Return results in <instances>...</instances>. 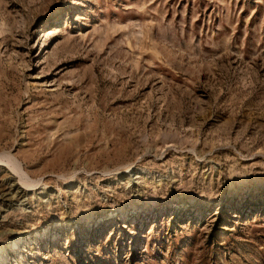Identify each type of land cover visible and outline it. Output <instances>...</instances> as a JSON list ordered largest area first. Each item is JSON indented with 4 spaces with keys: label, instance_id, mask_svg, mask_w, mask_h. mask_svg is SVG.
Returning a JSON list of instances; mask_svg holds the SVG:
<instances>
[{
    "label": "rangeland",
    "instance_id": "374dc122",
    "mask_svg": "<svg viewBox=\"0 0 264 264\" xmlns=\"http://www.w3.org/2000/svg\"><path fill=\"white\" fill-rule=\"evenodd\" d=\"M0 162V264H264V0H0Z\"/></svg>",
    "mask_w": 264,
    "mask_h": 264
},
{
    "label": "bare ground",
    "instance_id": "6f19581e",
    "mask_svg": "<svg viewBox=\"0 0 264 264\" xmlns=\"http://www.w3.org/2000/svg\"><path fill=\"white\" fill-rule=\"evenodd\" d=\"M0 164H1V162H0ZM1 165H3V164H1ZM20 240V239H19ZM18 246V241H16V242H14V244H13V248H16ZM4 249V247H2V245H1V247H0V253H1V251Z\"/></svg>",
    "mask_w": 264,
    "mask_h": 264
}]
</instances>
